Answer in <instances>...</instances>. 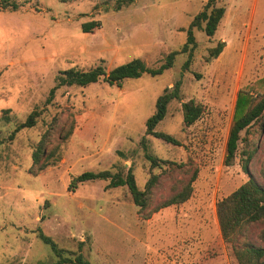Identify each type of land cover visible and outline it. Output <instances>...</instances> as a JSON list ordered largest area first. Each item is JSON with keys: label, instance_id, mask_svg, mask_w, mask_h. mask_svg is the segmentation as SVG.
<instances>
[{"label": "rangeland", "instance_id": "374dc122", "mask_svg": "<svg viewBox=\"0 0 264 264\" xmlns=\"http://www.w3.org/2000/svg\"><path fill=\"white\" fill-rule=\"evenodd\" d=\"M3 1V0H0ZM0 11V264H56L39 237H51L63 256L90 264H239L221 234L217 203L253 178L264 186V114L242 140L231 166L226 144L239 90L264 77V0H216L226 13L214 36L194 29L196 46L183 52L187 32L207 0H5ZM16 6V9L13 8ZM96 22L90 32L83 24ZM224 42L218 58L209 49ZM192 47V46H191ZM175 52L171 69L131 78L121 87L103 79L62 86V71L107 72L134 59L151 68ZM156 131L146 134L158 97L173 92ZM190 100L205 111L183 121ZM38 111L36 125L13 135ZM13 135V136H12ZM46 137L39 162L33 154ZM152 157V159H150ZM156 161V164L153 163ZM132 170L139 189L152 176L149 206H136L127 187L94 180L70 189L84 172ZM185 203L160 205L188 183ZM264 220L249 224L240 246L264 247Z\"/></svg>", "mask_w": 264, "mask_h": 264}, {"label": "trees", "instance_id": "16d2710c", "mask_svg": "<svg viewBox=\"0 0 264 264\" xmlns=\"http://www.w3.org/2000/svg\"><path fill=\"white\" fill-rule=\"evenodd\" d=\"M133 2V0H127ZM10 7L8 1H0V11ZM16 9V6L13 5ZM226 9L219 7L216 0H207L203 11H201L192 21L187 32V43L183 47V52H190L189 59L184 64L186 69L190 63L193 49L196 46L194 29L203 30L207 36H214L216 30L224 18ZM97 26L96 22L83 24L84 32H90ZM192 46V47H191ZM225 47L224 42H219L216 47L209 49V58H218ZM176 53L172 52L165 63L157 68L148 67L141 59H134L131 62L113 68L109 72L98 66L89 71H81L74 68L62 71L57 78L56 86L50 92V98L54 96L57 88L62 86H80L86 87L99 82L103 79L109 85L121 87L123 82L131 78H140L148 73L152 76L163 74L166 70L172 68ZM180 85L178 81L175 84L173 92L166 91L156 101V111L146 122V134L161 139L167 143L178 145L172 135L156 131L157 126L165 119L168 111V105L174 99L180 98ZM183 121L186 127L194 125L203 115L205 109L202 104L195 100L183 103ZM264 114V77L256 80L250 86L242 87L237 95L232 125L226 144V154L224 164L231 166L236 158L239 143L245 140V149L249 146L248 139L242 138V132L248 133L253 124L257 123ZM40 112H32L27 120L19 125L13 135L24 128H32L36 125ZM12 135V136H13ZM47 146L46 137L42 139L38 149L33 154L34 163L37 164ZM152 159V157H150ZM156 164V161L153 160ZM264 179V162L260 170ZM196 174L186 183L181 190L163 202L160 207L165 208L172 205H179L187 202L193 194ZM94 180L109 181V187H127L133 201L140 209H146L149 206L152 194V188L156 184L157 177L152 176L145 186L144 190L139 189L132 170L127 175L121 173L112 174L110 171L84 172L74 178L70 184V189L75 190L80 184ZM217 216L224 241L232 247L233 253L239 264H264V247H255L249 243H243L240 246V237L249 224L264 220V186L260 185L253 178L237 188L227 197L217 203ZM260 238L264 240V230L260 232ZM41 240L50 245L58 257L56 264H90L87 260L78 255L75 259L63 256V250L59 249L53 239L39 231ZM45 264V263H43Z\"/></svg>", "mask_w": 264, "mask_h": 264}]
</instances>
